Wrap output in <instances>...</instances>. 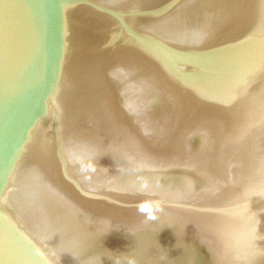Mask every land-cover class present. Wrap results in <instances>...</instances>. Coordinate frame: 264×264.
I'll use <instances>...</instances> for the list:
<instances>
[{
    "label": "water",
    "instance_id": "95a60500",
    "mask_svg": "<svg viewBox=\"0 0 264 264\" xmlns=\"http://www.w3.org/2000/svg\"><path fill=\"white\" fill-rule=\"evenodd\" d=\"M0 264H264V0H0Z\"/></svg>",
    "mask_w": 264,
    "mask_h": 264
},
{
    "label": "clouds",
    "instance_id": "9594fccd",
    "mask_svg": "<svg viewBox=\"0 0 264 264\" xmlns=\"http://www.w3.org/2000/svg\"><path fill=\"white\" fill-rule=\"evenodd\" d=\"M144 209H142V211H143Z\"/></svg>",
    "mask_w": 264,
    "mask_h": 264
}]
</instances>
